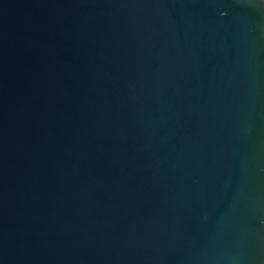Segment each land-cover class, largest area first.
<instances>
[{
	"label": "water",
	"instance_id": "95a60500",
	"mask_svg": "<svg viewBox=\"0 0 264 264\" xmlns=\"http://www.w3.org/2000/svg\"><path fill=\"white\" fill-rule=\"evenodd\" d=\"M0 264H264V0H0Z\"/></svg>",
	"mask_w": 264,
	"mask_h": 264
}]
</instances>
